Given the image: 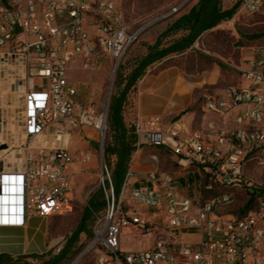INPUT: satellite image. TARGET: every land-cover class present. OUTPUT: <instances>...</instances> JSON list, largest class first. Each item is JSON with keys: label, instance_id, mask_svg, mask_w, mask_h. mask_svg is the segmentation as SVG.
<instances>
[{"label": "built area", "instance_id": "2783aa9c", "mask_svg": "<svg viewBox=\"0 0 264 264\" xmlns=\"http://www.w3.org/2000/svg\"><path fill=\"white\" fill-rule=\"evenodd\" d=\"M263 6L264 0H239L237 12L251 15ZM140 30L129 32L115 0H0V90L21 99L24 139L17 150L8 142L0 92V227H23L31 216H54L68 204L76 158L65 138L88 129L102 154L108 130L107 111L96 108L98 93L79 101L68 70L99 48L114 73ZM240 71L248 86H229L204 102L232 123L218 127L213 139L176 124L163 128L159 117L132 126L137 151L159 148L178 166L200 169L192 196L157 169H128L116 193L101 163L108 175L105 205L85 251L95 253V264H264V51ZM50 135V146L34 145ZM151 160L158 163L155 155ZM238 193L246 196L244 205L229 212ZM123 233L136 236V250H121Z\"/></svg>", "mask_w": 264, "mask_h": 264}, {"label": "rangeland", "instance_id": "374dc122", "mask_svg": "<svg viewBox=\"0 0 264 264\" xmlns=\"http://www.w3.org/2000/svg\"><path fill=\"white\" fill-rule=\"evenodd\" d=\"M183 0H115L116 4L123 10L124 21L129 32L140 30L137 39L127 50L121 61L119 70L114 72L110 58L101 50L87 57H77L71 64L67 76L70 82L79 92L78 100L84 101L92 90H96V108L98 112L107 111L108 130L103 144V153L99 151L95 134L88 129L75 128L69 131L68 143L69 152L76 158L72 166V190L68 195V204L63 207L60 214L50 216L46 219V250L41 254H32L34 257L20 258L15 264H95V253L85 252L89 243L95 216L101 214L104 208H99L92 214L85 213L89 200L95 198L98 203L105 202V186L107 176L112 180V173L116 162L114 155L105 153L106 147L111 143V131L109 124V105L111 96L116 94L120 88L116 86V78L119 74L128 76L131 70L147 54L149 47L153 46L157 39L173 24L180 16L199 2V0H188L182 9L170 16L163 17L174 6ZM239 0H219V7L222 11L231 9ZM161 17V18H160ZM159 18V19H158ZM186 32L178 31L175 34H168L160 39V48L169 46L174 40L184 36ZM264 51V6L254 14L247 15L238 13L235 10L229 20L222 21L216 27L202 33L195 42L184 52L172 54L157 61L146 68L157 66L165 67L169 64H176L186 73L199 74L212 66H219L222 74L214 86H205L207 93L215 95L229 86H248L242 79L241 69L245 67L247 60L257 57ZM145 70V71H146ZM144 71V73H145ZM111 84V93L108 90ZM136 84V83H135ZM4 84H1V87ZM1 88L3 100V114L7 116L6 133L8 142L13 149H18L24 139L22 138V124L20 122L21 99ZM130 90L127 98L131 96ZM199 96V95H198ZM126 101L123 111L128 117L133 115V110ZM123 113V112H122ZM47 142L48 146L54 141L53 136L39 137L34 141ZM141 149L148 155H158L160 162L158 168L162 172H172L175 167L167 156L160 153L157 148L144 146ZM135 151L131 154L130 161ZM89 159L82 161L86 155ZM151 161V160H150ZM101 163L106 166V171L101 174ZM130 163V162H129ZM152 163V161H151ZM251 173V172H250ZM200 176H190V190L188 195L192 196L194 186L200 184ZM235 202L228 208L229 212L236 213L246 200L244 194H236ZM123 200L128 201V194ZM83 217H86L85 221ZM82 222L86 231H79ZM121 250L132 251L137 249L136 236L123 233L121 236Z\"/></svg>", "mask_w": 264, "mask_h": 264}, {"label": "crops", "instance_id": "0c3cea01", "mask_svg": "<svg viewBox=\"0 0 264 264\" xmlns=\"http://www.w3.org/2000/svg\"><path fill=\"white\" fill-rule=\"evenodd\" d=\"M161 63L163 62L147 69L132 88L131 96L126 101H130L129 105L133 110V115L128 117L126 111L122 113L123 122L127 127L133 126L137 120L159 117L163 128L176 124L189 131H198L211 140L214 138L215 130L223 123L229 127L232 126L230 118L222 119L208 112L204 107L207 98L216 97L207 93L204 88L217 84L222 74L219 66L214 65L208 70L194 74L186 73L179 65L156 69L155 66ZM225 89L217 94V98L224 96ZM155 150L167 156L176 166L174 171L166 173L177 179L183 186L184 193L188 194L191 189L190 176L199 175L200 169L197 167L182 168L165 151L159 148ZM151 156L143 149L135 150L128 169L135 174H146L154 169L159 170L158 164L161 156L159 159V156L155 155L158 158L156 165L151 163ZM47 218L33 215L23 227H0V254L18 257L45 252L47 249Z\"/></svg>", "mask_w": 264, "mask_h": 264}, {"label": "trees", "instance_id": "16d2710c", "mask_svg": "<svg viewBox=\"0 0 264 264\" xmlns=\"http://www.w3.org/2000/svg\"><path fill=\"white\" fill-rule=\"evenodd\" d=\"M238 3L231 9L222 11L219 7V0H199L188 13L180 16L169 28L161 35L153 46L149 47L147 54L139 61V63L131 70L128 76L122 73L116 78V86L122 89L111 96L109 105V124L111 131V143L106 147L105 153L114 155L116 162L112 173V183L116 193L119 192L124 176L129 168L131 154L136 150V138L133 133V127H127L123 122L122 112L123 106L127 100L130 90L135 83L143 76L144 71L151 64L164 59L172 54H179L186 51L195 40L205 31H208L222 21L232 18ZM178 31L186 32V34L174 40L169 46L160 48V39L168 34H175ZM162 65V64H161ZM159 65V66H161ZM176 65V64H169ZM167 65V66H169ZM165 66V67H167ZM120 67V66H119ZM164 67H159L162 69ZM119 70V68H118ZM117 70V71H118ZM105 202L98 203L95 198L89 200L85 213L93 214L95 210L104 208ZM251 206V199L245 208ZM86 217H83L85 221ZM79 231H86L82 222ZM90 238L91 235H88ZM34 257L31 255L12 257L7 254H0V264H15V260L20 258ZM42 264H49L44 262Z\"/></svg>", "mask_w": 264, "mask_h": 264}, {"label": "bare ground", "instance_id": "6f19581e", "mask_svg": "<svg viewBox=\"0 0 264 264\" xmlns=\"http://www.w3.org/2000/svg\"><path fill=\"white\" fill-rule=\"evenodd\" d=\"M113 75L114 73L112 74V80H113ZM110 93H111V84H110V87H109V90H108V95L110 96ZM65 142L68 143V137L65 138Z\"/></svg>", "mask_w": 264, "mask_h": 264}, {"label": "water", "instance_id": "95a60500", "mask_svg": "<svg viewBox=\"0 0 264 264\" xmlns=\"http://www.w3.org/2000/svg\"><path fill=\"white\" fill-rule=\"evenodd\" d=\"M3 147H5V146H3Z\"/></svg>", "mask_w": 264, "mask_h": 264}]
</instances>
